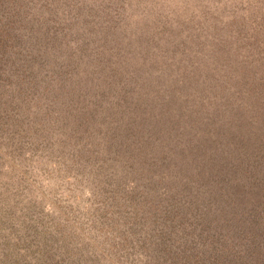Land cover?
<instances>
[{"label": "rangeland", "instance_id": "rangeland-1", "mask_svg": "<svg viewBox=\"0 0 264 264\" xmlns=\"http://www.w3.org/2000/svg\"><path fill=\"white\" fill-rule=\"evenodd\" d=\"M121 6L0 0V169L13 166L0 170V264H101L77 212H45L17 166L36 153L92 188L90 219L118 241L121 264H264V116L227 118V103L264 101V17L129 35ZM238 70L252 79L227 81ZM180 92L176 124H193L194 155L163 116H142L144 100ZM168 150L182 151V170L157 177Z\"/></svg>", "mask_w": 264, "mask_h": 264}, {"label": "clouds", "instance_id": "clouds-1", "mask_svg": "<svg viewBox=\"0 0 264 264\" xmlns=\"http://www.w3.org/2000/svg\"><path fill=\"white\" fill-rule=\"evenodd\" d=\"M87 3L108 4L110 0H87ZM120 3L122 6L117 11L122 28L129 35L161 24L175 29L184 25L206 27L209 22H215L223 28L242 20L255 27L264 17V0H120ZM17 166L23 167L29 175L36 198L44 202L45 212L60 215L63 208H73L80 216L76 233L83 243L89 245L101 264H121L125 257L118 251V241L90 219L93 211L90 186L79 184L75 177L61 169L59 161L41 153L28 155L26 163L17 162ZM12 167L5 162L0 170L11 172ZM136 255L130 253L127 259L134 261Z\"/></svg>", "mask_w": 264, "mask_h": 264}, {"label": "trees", "instance_id": "trees-1", "mask_svg": "<svg viewBox=\"0 0 264 264\" xmlns=\"http://www.w3.org/2000/svg\"><path fill=\"white\" fill-rule=\"evenodd\" d=\"M262 27H263V25H262ZM249 40H250V38H249ZM263 40H264V38H263ZM246 43L247 42L245 41L244 44H242L240 42V40H239V41H237V45L236 46L237 47L239 46L238 48H241L240 50L244 51L246 49V46H244V45H246ZM163 50L161 49V51H163ZM233 54H234V52H233ZM261 55H264V53H262ZM167 76L169 78H174L175 80H179V77L181 76V74H179V73H168ZM241 76H243L245 79H252V75H250L248 73V71H246V70H238V72L236 71L234 74H231V75L227 74V81H231V80L234 81V79H231V78H234V77H238V78L241 79ZM258 79H262L263 80L264 79V75H261L260 78H258ZM258 83L262 84L261 81L258 82ZM229 89H230V94L234 93V91H236L237 94H241V91H239V89L236 88V87L233 88L232 84L230 85ZM242 90H243V92H245V90H246L245 87L242 88ZM262 90H264V89H262ZM256 95H264V92H261V94L256 93ZM215 96H216V98L218 100L219 99L225 100L223 95H215ZM176 97L180 98V100L177 103H183V100H184L185 97H184L182 92H180V94L176 93V94L165 96V99L162 100L161 102H158V103L154 102V100L156 101V99H153V100H149L148 99L147 101L144 100L143 101L144 104L141 105V108L143 110L142 116H143V118H144V120L146 122L149 121V119H150V120H152V121H154L156 123H160L162 120H159V119H162V116H163L164 119L167 122V125L165 126V128L168 131L172 129L173 132H171V133H173V135H175L177 133L184 135V141L188 142V144L193 147V149L188 150L187 155H189V154L194 155L193 154L194 153V151H193L194 149L198 148L197 149L198 152L202 151L201 148H200V141L198 139V135H197L196 131L194 129H192L193 124H181V128L184 131L183 133L181 132L180 128H178V125L176 124V122L177 121L180 122V120L178 118L179 115H176V112L179 111L176 108ZM201 98H205V97L202 96ZM259 99L260 98H255V100L252 99L253 102H251V100L250 101L248 100L246 102L247 106L244 105V107H242V108H240L238 105L233 106V104L230 105V103H227V118H231V117H234V115H237V116H239L241 118L242 117L246 118V120H247L246 122L248 123V118L256 119L258 116L259 117L260 116H264V101L263 102L262 101L258 102ZM228 100H229V98H228ZM170 102H171V106L173 105L174 107H169L171 110H167L166 114H163V112L166 110V109H164V107H167ZM255 104H257V106H255ZM249 106L252 109L255 106V109L253 111H250V107ZM238 108H240V109H238ZM232 109H235V110H232ZM171 121H172V123L174 125L173 127H169ZM243 130L246 131L247 129H243ZM182 135H180V136H182ZM246 140H247V138H246ZM177 143H179V142H177ZM246 143H247V141H246ZM180 157L183 158L182 151L168 150L166 156H163V157L159 158L158 162H156V163L154 162V164H153L154 167L158 169L156 174H155V176L162 177V178H165V177H171L172 178L173 174L176 175V173L180 172L182 170V166H183V164L185 162V161L184 162L179 161ZM187 160L188 161L191 160V155L188 157ZM172 171H173V173H172ZM189 175L193 176V174H191V173ZM155 176H153V177L155 178ZM180 177H181L180 179H181V181L183 183L188 180V179H183L182 176H180ZM190 186L191 185L189 183L184 184L185 190L187 188H189Z\"/></svg>", "mask_w": 264, "mask_h": 264}]
</instances>
